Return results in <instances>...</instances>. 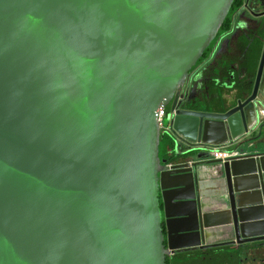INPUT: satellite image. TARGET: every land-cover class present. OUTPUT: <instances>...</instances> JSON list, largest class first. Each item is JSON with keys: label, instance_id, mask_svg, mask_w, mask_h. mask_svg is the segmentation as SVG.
Masks as SVG:
<instances>
[{"label": "water", "instance_id": "1", "mask_svg": "<svg viewBox=\"0 0 264 264\" xmlns=\"http://www.w3.org/2000/svg\"><path fill=\"white\" fill-rule=\"evenodd\" d=\"M234 1L0 0V264H167L264 241L241 236L226 162L235 241L205 245L197 165L160 158L161 108L176 158L228 145L256 116L264 46L247 99L189 106Z\"/></svg>", "mask_w": 264, "mask_h": 264}, {"label": "crops", "instance_id": "2", "mask_svg": "<svg viewBox=\"0 0 264 264\" xmlns=\"http://www.w3.org/2000/svg\"><path fill=\"white\" fill-rule=\"evenodd\" d=\"M264 46V0H246L235 15L233 27L222 35L211 56L191 74L188 94L195 111L224 113L235 107L238 99L251 94ZM264 78L257 101L256 116L248 130L237 128L228 145L240 232L243 238L264 236ZM173 140H177L172 133ZM179 140V139H178ZM212 147L195 155H183L176 161L197 165L196 182L202 233L205 245L235 241L234 226L223 164L210 157ZM187 147L178 142V152ZM175 162V161H174ZM179 162V161H178ZM224 248V249H222ZM230 249L227 257L235 264H248L249 253L264 249V241L245 245H228L213 249H195L185 254L189 264H218L221 250ZM169 256V257H172Z\"/></svg>", "mask_w": 264, "mask_h": 264}, {"label": "trees", "instance_id": "3", "mask_svg": "<svg viewBox=\"0 0 264 264\" xmlns=\"http://www.w3.org/2000/svg\"><path fill=\"white\" fill-rule=\"evenodd\" d=\"M246 0H235L233 3V6L227 16V18L225 19L218 35L217 38L215 39V41L211 44V46L205 51L203 57L198 61V64L195 68L192 69L191 73L205 60H207L211 54L212 51L214 49L215 44L217 43L218 39L226 34L227 32H229L232 27H233V22H234V17L235 15L242 9V7L244 6ZM162 139L166 140V143L164 145V153L163 156L160 157L162 159H166L169 160V162H174L177 158H176V152H175V144H174V140L170 135H166L163 134L162 135ZM161 144V143H160ZM187 255L183 254V255H176V256H172V257H168L167 259V264H189L190 261L185 260V257ZM228 258V257H226ZM229 259V258H228ZM220 260L218 258V262L220 263Z\"/></svg>", "mask_w": 264, "mask_h": 264}, {"label": "built area", "instance_id": "4", "mask_svg": "<svg viewBox=\"0 0 264 264\" xmlns=\"http://www.w3.org/2000/svg\"><path fill=\"white\" fill-rule=\"evenodd\" d=\"M261 114L264 115V111H261ZM167 118V110L161 108L157 115V122L158 126L160 128V131L163 134H170L171 133V127L167 123L165 125V120ZM210 157L213 161L224 163L227 162L232 158V155L224 150V147H212L210 151Z\"/></svg>", "mask_w": 264, "mask_h": 264}, {"label": "rangeland", "instance_id": "5", "mask_svg": "<svg viewBox=\"0 0 264 264\" xmlns=\"http://www.w3.org/2000/svg\"><path fill=\"white\" fill-rule=\"evenodd\" d=\"M164 123H165V125H167L166 120ZM165 143H166V140L161 139L160 157L163 156ZM222 249H224V248H222ZM230 252H231L230 249L221 250L220 257H218L221 260H220V263L218 262V264H235V260L233 258H231V259L226 258L227 255L230 254ZM181 255H183V254H181ZM247 259H249V262H250L248 264H264V249L259 251V253H255V252L249 253V256Z\"/></svg>", "mask_w": 264, "mask_h": 264}, {"label": "flooded vegetation", "instance_id": "6", "mask_svg": "<svg viewBox=\"0 0 264 264\" xmlns=\"http://www.w3.org/2000/svg\"><path fill=\"white\" fill-rule=\"evenodd\" d=\"M194 71H195V70H194ZM194 71H193V72H194ZM193 72H192V73H193ZM192 73H191V74H192ZM182 92H183V91H182Z\"/></svg>", "mask_w": 264, "mask_h": 264}]
</instances>
